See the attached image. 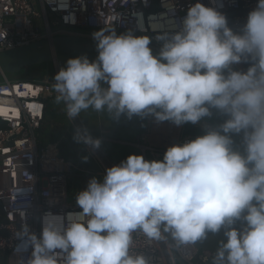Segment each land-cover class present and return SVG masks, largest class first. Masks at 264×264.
<instances>
[{"label": "clouds", "instance_id": "9594fccd", "mask_svg": "<svg viewBox=\"0 0 264 264\" xmlns=\"http://www.w3.org/2000/svg\"><path fill=\"white\" fill-rule=\"evenodd\" d=\"M214 2L195 0L159 32L156 55L146 35L101 29L92 33L94 60L69 58L55 74L56 100L72 121L92 110L199 124L202 134L169 146L162 160L131 154L107 168L76 194L81 211L46 214L39 236L22 225L28 264H148L130 254L132 234L159 239L162 227L182 244L223 230L215 264H264V0L238 30ZM73 138L101 143L86 129Z\"/></svg>", "mask_w": 264, "mask_h": 264}, {"label": "built area", "instance_id": "2783aa9c", "mask_svg": "<svg viewBox=\"0 0 264 264\" xmlns=\"http://www.w3.org/2000/svg\"><path fill=\"white\" fill-rule=\"evenodd\" d=\"M193 2L195 0H0V52L54 37L92 38V33L101 29H115L118 35L129 30L137 36L146 35L152 39L149 46L158 52L160 43L155 37L171 29L172 22L178 25ZM200 2L217 6L214 0ZM218 2L223 5L218 10L226 15L229 26L238 30L257 0ZM247 66L241 64V69ZM54 83L49 75L41 80L26 81L0 77V257H3L0 264H28L30 250H22L17 235L22 225L26 224L30 232L39 236L46 214L66 217L68 213L81 211L76 197L70 196V177L78 179L76 187L71 185L77 194L86 189L89 181L77 175L102 179L105 170L115 165L104 155L101 145L95 148L79 142L90 159V168L61 155V142L67 136L74 137L77 129H86L79 117L72 121L66 115L72 128L65 127L59 140L44 141L47 127L58 130L63 127L47 121L48 102L58 95ZM148 117L155 124L147 120L145 136L128 144L148 161L162 160L169 146L202 134L199 124L194 125L196 134L188 133L187 127L182 125L177 126L179 134L173 137L166 128L176 125L169 121L158 123ZM93 132L87 130L101 143H117L107 131L99 130L97 136H93ZM132 237L130 254L143 255L148 264H178L177 259L184 264H214L210 250H200L193 242L182 244L163 227L159 239H150L140 231L134 232Z\"/></svg>", "mask_w": 264, "mask_h": 264}, {"label": "rangeland", "instance_id": "374dc122", "mask_svg": "<svg viewBox=\"0 0 264 264\" xmlns=\"http://www.w3.org/2000/svg\"><path fill=\"white\" fill-rule=\"evenodd\" d=\"M238 68H241V65H237ZM45 77V68L43 66H35L30 67L28 69L22 70L18 74L14 75H7L9 80L13 81H26L31 79L41 80ZM54 71L51 67L49 69V78L53 80ZM136 117V118H133ZM131 119H128L126 116H120L117 119L112 120L111 116L106 113H97L92 110H88L87 112H82L80 120L83 123L84 127L87 130H93V136H97V132L99 130L109 131L112 130L114 138L123 139V140H131L132 134L137 131L136 125L130 126L129 122L131 120L139 119L138 116H133ZM47 121L48 123H52L54 125L61 124V130H58L57 127H47L44 131V141L55 140L61 136L65 127L72 128L69 119L66 116L65 105L63 102H57L56 97L50 99L48 102V109H47ZM51 125V124H50ZM189 126V125H188ZM107 127V128H104ZM150 130L149 132H151ZM111 134V132L109 131ZM188 133L196 134V130H192ZM152 138H149L151 140ZM77 147L73 149L74 153L81 152L83 154L82 148L79 150V143L76 142ZM101 149L104 155L109 159L113 164L118 165L121 161L125 160L131 154H138V151L133 149L132 147L121 146L112 143L102 142ZM81 147V146H80ZM65 158V157H64ZM79 157L78 162L83 164L85 167H92L90 163L86 162L85 160L80 159ZM78 183V179L70 177L69 178V190L70 196L76 197V191L74 187L71 188V185L76 187Z\"/></svg>", "mask_w": 264, "mask_h": 264}, {"label": "water", "instance_id": "95a60500", "mask_svg": "<svg viewBox=\"0 0 264 264\" xmlns=\"http://www.w3.org/2000/svg\"><path fill=\"white\" fill-rule=\"evenodd\" d=\"M158 52L153 50V54ZM87 56L94 60L98 53L96 42L92 38L83 37H54L22 46L13 50L0 52V77L18 74L22 70L35 66H44L45 78L49 75L50 67L57 73L66 66L69 58ZM80 179H92L85 175H77ZM240 226L237 224L236 226ZM225 239L223 230L220 233H208L193 244L200 250H210L214 254L219 246V241ZM3 257H0L2 259ZM178 264H184L177 259ZM2 264V263H1Z\"/></svg>", "mask_w": 264, "mask_h": 264}, {"label": "crops", "instance_id": "0c3cea01", "mask_svg": "<svg viewBox=\"0 0 264 264\" xmlns=\"http://www.w3.org/2000/svg\"><path fill=\"white\" fill-rule=\"evenodd\" d=\"M133 118H136V117H133ZM139 119H135V120H131L129 122L130 126H134L136 125L137 127V131L135 133L132 134V139L129 141V140H123V139H118V138H114L113 136V133H112V130L107 128V127H104V128H107L109 129V131L111 132V134L109 133V136L115 140V142L117 143H112V144H117V145H121V146H127L129 143H136L138 141H140V138H141V135L142 136H145V133L144 132H147V126L144 127L145 123L147 120H149V123H154L153 119L152 118H149V117H146V118H141L138 116ZM167 121L164 122V124L166 123ZM155 124V123H154ZM189 125V126H188ZM155 127V126H154ZM172 129H169V128H166V131L168 132V134H172V136H176L179 134V129L178 127L176 126L175 128L173 126H170ZM185 127H187V131L190 132L192 130H195V127L194 125L192 124H185ZM107 131V130H106ZM107 131V132H109ZM154 136V133L151 135V137ZM79 143V142H78ZM106 143H111V142H106ZM80 144V143H79ZM127 147H131V146H127ZM134 149V148H133ZM136 150V149H135ZM138 151V150H136ZM138 154L140 155V152L138 151ZM85 167V166H84ZM85 168H90V167H85Z\"/></svg>", "mask_w": 264, "mask_h": 264}, {"label": "trees", "instance_id": "16d2710c", "mask_svg": "<svg viewBox=\"0 0 264 264\" xmlns=\"http://www.w3.org/2000/svg\"><path fill=\"white\" fill-rule=\"evenodd\" d=\"M60 138H61V136L59 138L55 139V140H52V141L59 140ZM76 142L77 141L73 137L67 136L61 142V144L59 146L61 155L63 157H65L66 159H69L72 162H78V160H79L78 158L82 157L80 159L85 160L86 162L90 163V159H89L88 155H86L85 153L82 154L80 151L77 152V153H74L73 149L77 147ZM77 149H79V150L81 149L80 145H79V148H77Z\"/></svg>", "mask_w": 264, "mask_h": 264}, {"label": "bare ground", "instance_id": "6f19581e", "mask_svg": "<svg viewBox=\"0 0 264 264\" xmlns=\"http://www.w3.org/2000/svg\"><path fill=\"white\" fill-rule=\"evenodd\" d=\"M1 110V109H0Z\"/></svg>", "mask_w": 264, "mask_h": 264}]
</instances>
